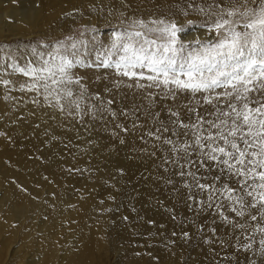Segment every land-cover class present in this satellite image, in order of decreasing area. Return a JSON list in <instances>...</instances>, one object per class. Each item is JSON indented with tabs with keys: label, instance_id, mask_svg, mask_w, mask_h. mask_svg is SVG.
I'll use <instances>...</instances> for the list:
<instances>
[{
	"label": "snow or ice",
	"instance_id": "6c2138e0",
	"mask_svg": "<svg viewBox=\"0 0 264 264\" xmlns=\"http://www.w3.org/2000/svg\"><path fill=\"white\" fill-rule=\"evenodd\" d=\"M193 28L201 31L185 38ZM86 43L71 35L0 42L5 99L14 101L12 93L20 92L34 106L79 122L105 113L113 120L133 115L130 128L117 123L120 131L112 134L143 130L139 139L153 151H141L161 154L159 166L169 173L165 182L174 192L183 191L193 213L192 219L177 221L175 208L168 209L182 227L179 237L186 244L200 239L232 248L223 257L229 264L241 253L249 264H264V0H178L166 14L128 17L116 25L110 44L96 56L97 66L110 71L97 79L109 93L122 86L138 89L144 103L132 113H117L114 95L90 93L74 76ZM158 98L171 103L155 111ZM205 215L210 221L198 224L196 218ZM186 224L195 225V233L183 230ZM211 250L215 254V247Z\"/></svg>",
	"mask_w": 264,
	"mask_h": 264
},
{
	"label": "bare ground",
	"instance_id": "6f19581e",
	"mask_svg": "<svg viewBox=\"0 0 264 264\" xmlns=\"http://www.w3.org/2000/svg\"><path fill=\"white\" fill-rule=\"evenodd\" d=\"M65 2V0H0V39L31 37L34 33H41L50 38L80 23L101 24L103 20L100 14L106 15L109 8L115 9L112 16H116L119 10L126 11L128 14L133 5L137 9L141 6L147 7L139 4V0H88L80 8L89 17L83 19L79 14L73 13L64 20H61V17L56 19L47 28V21L57 17L66 8ZM168 2L171 3V0H167L164 4ZM93 6H96L97 12L91 11ZM199 31L201 30L193 28L183 36L187 38ZM25 101H29L28 98ZM11 104L13 108L10 107ZM9 111L10 117L0 119V132L6 131L4 129L6 126L15 124L10 131L3 132L5 135L0 138L8 137L5 142L11 140L16 146L6 150L4 149L6 144L0 141V147L2 144L0 150V264H14L18 259H23L26 264H105L103 259L108 250L113 248V242L103 232L107 227L106 219L98 220L95 216L96 208L100 203L98 193L92 189L94 183L88 182L82 192H74L73 187H77L73 186V183H76L75 179L66 176L60 180L56 171L62 165L61 162L71 163L73 166V162L68 157L70 154L66 153L68 147L73 146V151L79 156V159L76 157L79 161L75 160L82 164L92 166L95 160L103 157L105 155L103 151L106 149L103 150L104 145L102 146L99 136L96 135L100 132L94 134L92 125L88 126L89 128L77 123L63 125L59 112L46 107H36L33 104L22 109L16 100H7L1 94L0 115L5 113L7 115ZM24 112L27 113L23 114ZM66 144L69 146L65 147ZM130 152L127 148H123L117 165L124 168L126 172L134 170L135 167L141 168L143 170L141 175L145 180L143 193L145 190V194L154 200L156 195L149 191L153 183L150 166L144 159L138 160ZM114 155L108 154V157ZM109 189L115 196L116 190L113 186ZM140 200L142 204L147 202L145 199ZM64 202H68L70 206H64ZM105 202H108L107 198ZM143 206L141 205L142 209H144ZM68 242L69 245H67ZM38 244L39 259L26 256L28 249ZM156 255L162 259L160 253L154 254L156 264H174V259L177 260L179 252L172 254L173 257L168 261L158 259Z\"/></svg>",
	"mask_w": 264,
	"mask_h": 264
},
{
	"label": "rangeland",
	"instance_id": "374dc122",
	"mask_svg": "<svg viewBox=\"0 0 264 264\" xmlns=\"http://www.w3.org/2000/svg\"><path fill=\"white\" fill-rule=\"evenodd\" d=\"M65 1L66 2L64 4L66 5V8L57 17L47 21V28L50 27L56 19L61 17V20L62 19L64 20L66 19V17L72 15L73 13L79 14L83 19L89 17V15L86 16L85 11L80 8L84 4V2L88 0H65ZM139 2H140L139 4L145 5L147 7L142 8L141 6L140 8L137 9V7H134L133 5V7H131V10L128 12V14L126 11L124 12L119 10L116 16H112L114 15L115 9L109 8V12L106 13L108 18L106 15L101 16L100 14L101 20H103L101 24L95 23L91 25L90 23L88 24L80 23L74 27H71L72 29L66 30L62 32V34H59L57 36H52L50 38H47V35L44 36L41 33H34L31 37H13L10 39H0V42L28 43L30 41H35L38 38L56 40V39H63L71 35L79 39L81 38V36H83V38L87 40V43L79 49L81 59L83 60V64H78L72 69L74 76L76 78H79L84 85L88 86L90 93H99L101 96L105 98H112V96L114 95L116 98V103L113 105V108L116 109L117 113H120L122 111H127L129 113H132L136 106L143 104L144 102L140 91L135 88L129 89L127 87L122 86L119 89H113L111 93L106 92L104 90L105 83L99 81L97 79V75L100 73L107 75V73L110 70H106L98 67L97 65L100 62L96 59V56L98 52H101L104 47L110 44L112 40L113 31L115 30V26L120 24L122 20H125L128 17H143L146 19L149 16H153V15L159 16L166 14L173 9L174 5L178 2V0H171V3L168 2L166 4L164 3L167 2V0H139ZM150 2L151 4H149ZM167 4H169L170 6ZM96 10H97L96 6H93L91 8V11H96ZM121 18L123 19L121 20ZM93 28L97 29V31L95 32L90 31ZM36 30L40 31V29H36ZM108 87H111L110 82L108 83ZM1 94L6 96L7 95L6 90L1 88L0 95ZM12 95L16 97L17 103H20V108L24 109L28 107V105H32L29 101H25L28 98V96H25L20 92H13ZM27 102L29 103L27 104ZM170 103H171L170 101H160L158 98L157 105L154 110L160 111L162 105L166 106ZM13 104L10 105L11 108H13L12 107ZM25 113L27 112H24L23 114ZM60 115L63 119V125H67L69 123H71L72 125H76L77 123V125L80 126L83 124L85 127L92 125L94 134L100 132L99 134L96 135L97 137L99 136L98 138H100L102 142V146L104 145L106 147L105 148L103 146V150L106 149L105 151H103V155L105 154L103 156L104 158L101 157L98 160H95L92 163V166H89L88 164H82L81 162H77L79 161L78 160L79 156L77 152L73 151L74 150L72 149L73 146L70 144L72 148L68 147L70 149L67 148L66 153H68L67 155L70 154L68 157L70 158V161L73 162V166L71 165V163L61 162L60 164L62 165H60L59 169L58 168L56 169L60 180L64 179L66 176H70L75 179L74 182L76 183L75 184L73 183V186L75 185L77 187L76 188L73 187L74 192L78 191L80 193L86 188L85 186H87L88 182L94 183V187L92 189H94L98 193V199L100 203L96 208L95 216L98 218V220L104 218L106 219L107 227H105V230L103 232L107 234V236L110 237L113 242V248L111 250H108L107 255H105V258L103 259L105 264H156L153 258L154 254L160 253L162 255V259L156 255L157 258L164 261H168L171 259V257H173L172 254L176 252H179V255L177 256V260L173 258L174 264H212L213 260L218 261V264H229V261L223 259V257L225 255L232 254L234 251L232 248L221 249L218 245L215 246L205 245L201 242L200 239H195L186 244L183 241V239L179 237V233L182 231V227L177 221L183 219L184 217L192 219L193 213L189 211L185 206L183 191L174 192L173 186L168 185L165 182L169 178V173H166L163 170V168L159 166L161 164V159H160L161 154L157 152L156 156L152 157L147 153L141 151V149L146 147L148 148V152L153 151V149L149 145H145L139 139L143 130L138 129L135 133L129 132L127 134L120 132L119 137L112 135L113 131L116 132L120 131L115 127L117 123L130 128L134 122L133 115L131 114L127 116L117 115V117L115 118L116 121L113 120V117H111L106 113L104 114V118L102 119L91 120L92 118L90 116H89L90 119L88 118V116H85L84 119L86 121L83 120V123L74 120L70 117H66L61 113ZM161 115L162 117L164 116L163 113H161ZM10 116H11V112L9 111L7 115L6 113L1 114L0 119L4 120L5 118ZM136 116L140 118L139 119L140 123H143L146 126L148 125L149 123L148 120L142 115L141 112H137ZM102 123H104V125ZM14 124L15 123L6 126L10 128L8 129L5 127L4 129H6V131L3 130V132L10 131L12 129V126H14ZM104 136L109 138H105ZM121 137L125 141L123 144L119 142ZM7 138L1 137L0 141L2 142V144H6L4 149L9 150L10 148L16 145L14 144L15 142H12L11 140L5 142ZM2 144L0 150L2 149ZM67 145L69 146V144H66L65 147H67ZM107 148H108V152H107ZM123 148H127L128 151H131L130 153H133L136 159L138 160L139 158L140 160L144 159L146 163H148V165L150 166L151 180L153 183L151 184L152 186L149 191L156 195V198H154V200H152L153 198H150L151 196L148 197V195L145 194V190L143 193L145 180L141 175L143 173V170H141V168L135 167L133 168L135 171L131 169L128 172H126L124 168L117 165V161L119 160V158H121L120 156H122ZM115 153L116 155H114ZM108 154L114 155L113 157L111 156L112 160L111 157H108ZM102 158L104 160L106 158V160L104 161ZM75 159H77V161ZM149 159L151 162L149 161ZM104 162L107 163V166L106 163ZM97 163H99L100 165ZM103 164L104 166L102 167ZM84 166L85 168H82ZM86 168L89 169L90 171L87 170ZM75 169H80L81 171L80 172L69 171ZM121 169L123 170L122 173L120 171ZM81 177L86 178L85 179L86 181ZM171 178L173 180H178V178L175 177L174 175ZM78 179L80 180V183ZM153 180L154 181L156 180L155 183ZM112 186L113 189L116 190L114 192L116 193L115 196L114 194H112L111 190L109 189ZM109 197H114V199H109ZM106 198L108 202H105ZM139 198L145 199L147 202H144V204H142ZM101 201H103V203H101ZM64 203H65L64 206L66 207L70 206L68 202H64ZM141 205H144L143 208L146 211L142 209ZM170 208H175L177 221H174L171 218V214L168 211V209ZM109 209H111V211H109ZM125 216L128 217L127 220L123 219V217ZM210 219L211 217L207 215L196 218L198 224L200 223L206 224L210 221ZM150 221H154L155 223H150ZM183 230H187L192 233H195L196 229H195V225L186 224L183 227ZM174 231L178 234L177 236L172 235ZM218 231H226V230L218 229ZM173 240L176 241L174 245L170 243V241ZM67 245H69V242ZM211 247H215L216 250L215 254L211 250ZM37 249H39V244L29 248L26 256L39 259L40 252ZM255 259L259 261L260 258L255 257ZM14 264H26V262L23 259H18ZM232 264H249V258L245 256L243 253H241L238 255L237 259L232 262Z\"/></svg>",
	"mask_w": 264,
	"mask_h": 264
}]
</instances>
